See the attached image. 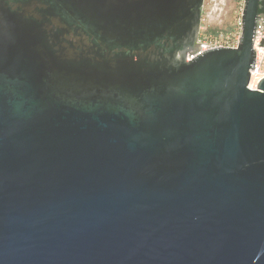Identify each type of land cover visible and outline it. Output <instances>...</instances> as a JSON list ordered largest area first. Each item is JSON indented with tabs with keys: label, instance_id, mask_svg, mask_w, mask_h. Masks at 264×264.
Here are the masks:
<instances>
[{
	"label": "water",
	"instance_id": "95a60500",
	"mask_svg": "<svg viewBox=\"0 0 264 264\" xmlns=\"http://www.w3.org/2000/svg\"><path fill=\"white\" fill-rule=\"evenodd\" d=\"M204 2L0 0V264H264V0L187 61Z\"/></svg>",
	"mask_w": 264,
	"mask_h": 264
},
{
	"label": "rangeland",
	"instance_id": "374dc122",
	"mask_svg": "<svg viewBox=\"0 0 264 264\" xmlns=\"http://www.w3.org/2000/svg\"><path fill=\"white\" fill-rule=\"evenodd\" d=\"M245 0H205L197 40L207 38L239 41ZM264 32V18L262 21Z\"/></svg>",
	"mask_w": 264,
	"mask_h": 264
},
{
	"label": "built area",
	"instance_id": "2783aa9c",
	"mask_svg": "<svg viewBox=\"0 0 264 264\" xmlns=\"http://www.w3.org/2000/svg\"><path fill=\"white\" fill-rule=\"evenodd\" d=\"M263 18L260 20V27L257 31V37L255 40L254 49L256 52V59H255V66L254 69L251 70V81L249 87L252 90L257 89L258 84L260 81L264 78V47H260V43L264 38V32L261 33L263 26L262 21ZM240 40V39H239ZM196 44L201 45V49H197L195 54H189L187 57V61L193 60L195 57L200 55L201 53H204V51H208L211 49L219 48V47H225V48H237L239 41H237L235 44L231 43L230 40L226 39H217V38H203L198 39Z\"/></svg>",
	"mask_w": 264,
	"mask_h": 264
}]
</instances>
